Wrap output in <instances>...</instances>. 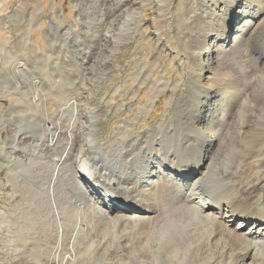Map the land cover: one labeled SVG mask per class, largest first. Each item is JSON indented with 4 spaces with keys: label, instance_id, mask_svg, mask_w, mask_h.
<instances>
[{
    "label": "bare ground",
    "instance_id": "obj_1",
    "mask_svg": "<svg viewBox=\"0 0 264 264\" xmlns=\"http://www.w3.org/2000/svg\"><path fill=\"white\" fill-rule=\"evenodd\" d=\"M205 1L179 44L186 91L157 125L117 142L135 126L122 122L108 145L106 101L79 97L62 108L61 125H43L36 138L10 134L23 157L0 137V156L16 155L31 175L14 192L6 180L14 175L0 172V194L13 199L11 212L0 207V264H264V125L253 112L264 101L251 89L254 102L232 116L238 85L216 79L211 62L251 30L264 0H226L221 19ZM130 3L104 24L102 58L133 37L129 22L141 4ZM242 75L264 90V60ZM97 79L102 85L105 76Z\"/></svg>",
    "mask_w": 264,
    "mask_h": 264
},
{
    "label": "rangeland",
    "instance_id": "obj_2",
    "mask_svg": "<svg viewBox=\"0 0 264 264\" xmlns=\"http://www.w3.org/2000/svg\"><path fill=\"white\" fill-rule=\"evenodd\" d=\"M136 1L141 5L138 15L129 22L134 35L126 41V49L102 58L104 24L120 10H127L133 0H0L4 6L0 14L2 140L11 143L13 133L29 137L34 134L36 138L43 125L55 122L61 125L64 119L58 117L63 113L62 108L79 97L81 104L84 99L106 101L103 136L108 145L117 136L122 122L133 121L135 126L127 135L116 137L117 142L126 136L137 137L169 117L170 104L185 93L187 86L189 67L179 44L185 41L184 35L191 29V18L204 4L202 0ZM205 2L221 19L226 0ZM255 21L251 30L237 41L231 37L233 43L224 47L219 63L215 58L211 61L215 62L213 72L219 74L216 79L230 78L238 85L241 95L230 105L234 117L244 112L247 102H254L251 89L256 88V99L264 101V90L258 91L255 87L262 82L242 75L256 59L264 60V12ZM116 48L113 44L110 50L116 51ZM101 73L105 76L102 85L97 79ZM158 82L160 86L153 88ZM192 102L193 96L183 102L184 112L193 107ZM78 111L85 118H88L87 112H91L81 105ZM253 112L264 125L260 117L264 107L256 108L254 104ZM12 143L11 147L23 157V147L16 140ZM259 153L263 154L261 149ZM258 160L251 159L246 164L253 167L258 165ZM235 163L233 161V166ZM0 165V172L6 169L8 175H14V180L6 178L14 192L21 180L31 177L29 167L18 166L16 155L0 156ZM12 204V198L0 194V207L11 212Z\"/></svg>",
    "mask_w": 264,
    "mask_h": 264
}]
</instances>
